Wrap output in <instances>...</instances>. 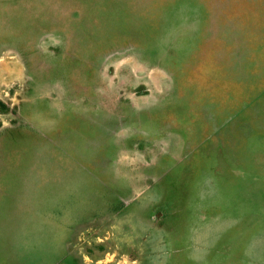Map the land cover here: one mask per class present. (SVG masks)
I'll use <instances>...</instances> for the list:
<instances>
[{"label": "rangeland", "instance_id": "374dc122", "mask_svg": "<svg viewBox=\"0 0 264 264\" xmlns=\"http://www.w3.org/2000/svg\"><path fill=\"white\" fill-rule=\"evenodd\" d=\"M0 264H264V0H0Z\"/></svg>", "mask_w": 264, "mask_h": 264}]
</instances>
